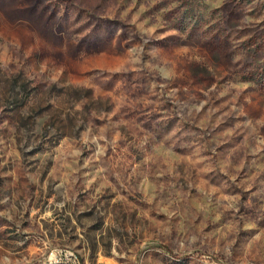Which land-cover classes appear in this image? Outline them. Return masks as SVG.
<instances>
[{
  "label": "rangeland",
  "instance_id": "374dc122",
  "mask_svg": "<svg viewBox=\"0 0 264 264\" xmlns=\"http://www.w3.org/2000/svg\"><path fill=\"white\" fill-rule=\"evenodd\" d=\"M0 264H264V0H0Z\"/></svg>",
  "mask_w": 264,
  "mask_h": 264
}]
</instances>
